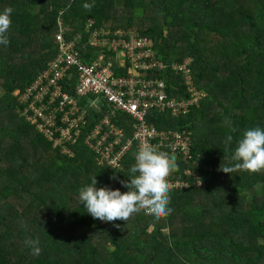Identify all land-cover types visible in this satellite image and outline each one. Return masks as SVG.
<instances>
[{
    "label": "trees",
    "instance_id": "16d2710c",
    "mask_svg": "<svg viewBox=\"0 0 264 264\" xmlns=\"http://www.w3.org/2000/svg\"><path fill=\"white\" fill-rule=\"evenodd\" d=\"M6 7L13 12L9 44H0V264H264V170H219L244 130L264 129V0H0V11ZM56 18L70 29L65 39L80 35L75 47L84 62L108 54L89 48L87 20L90 30L135 25L163 63L190 59L191 86L203 93L197 106L178 120L148 118L158 130L187 134L189 161L175 164L201 182L194 187L176 168L188 187L169 191L166 217L93 218L78 190L95 176L97 188L127 191L121 181L132 178L131 153L120 170L100 167L80 141L69 146L71 156L62 154L20 116L25 106L14 93L23 94L53 59ZM156 76L167 93L187 98L179 74ZM120 118L113 122L129 136L130 122ZM26 238L39 240L38 256Z\"/></svg>",
    "mask_w": 264,
    "mask_h": 264
},
{
    "label": "built area",
    "instance_id": "2783aa9c",
    "mask_svg": "<svg viewBox=\"0 0 264 264\" xmlns=\"http://www.w3.org/2000/svg\"><path fill=\"white\" fill-rule=\"evenodd\" d=\"M91 25L92 22L83 28L89 48L105 49L108 54L96 52L84 62L75 47L80 35L75 34L72 41L65 39L64 33L70 29L56 18L53 59L23 94L15 93L25 106L20 116L62 154L71 156L69 146L80 141L100 167L120 170L128 153L135 164V154L145 142L169 156L175 154V163L179 160L187 164L190 157L187 134L183 130H158L148 118L156 112L178 120L189 113V107L197 106L198 91L191 86L189 70L179 63L156 60L151 53L153 41L135 30L111 32L101 27L90 30ZM116 47H121L122 52L126 50L124 61L116 57L120 51ZM117 66L118 70L125 69V75L115 72ZM134 71L137 73L133 74ZM165 71L180 75L187 98L165 91L164 81L156 76ZM186 81L189 83L185 84ZM102 107L107 109L103 111ZM121 116L130 122L129 136L113 122ZM176 168L179 169L177 164ZM179 172L189 174L187 168H180ZM168 184L169 191L184 187L179 175L171 174Z\"/></svg>",
    "mask_w": 264,
    "mask_h": 264
},
{
    "label": "clouds",
    "instance_id": "9594fccd",
    "mask_svg": "<svg viewBox=\"0 0 264 264\" xmlns=\"http://www.w3.org/2000/svg\"><path fill=\"white\" fill-rule=\"evenodd\" d=\"M93 4L85 3L83 7L89 11ZM13 9L6 7L0 11V44L7 46L8 30L11 27ZM230 131H236L229 125ZM232 135H227L225 144H231ZM237 146L228 162L219 170L226 174L237 171L257 173L264 170V129L253 127L242 132L236 142ZM175 170L172 157L166 152L145 142L135 154V164L130 167L132 178L121 181L127 191L110 189L106 186L97 188V180L93 177L91 184L81 187L78 199L86 212L103 222L117 220L128 221L133 214L144 212L157 219L166 217L173 209L170 203L168 177ZM114 178V177H113ZM25 246L31 249L34 256L41 253L38 239L26 238Z\"/></svg>",
    "mask_w": 264,
    "mask_h": 264
},
{
    "label": "rangeland",
    "instance_id": "374dc122",
    "mask_svg": "<svg viewBox=\"0 0 264 264\" xmlns=\"http://www.w3.org/2000/svg\"><path fill=\"white\" fill-rule=\"evenodd\" d=\"M91 20H87L85 23H84V27H85V25H88V24H91ZM102 28V27H101ZM107 28H108V25H106L105 26V28H102L103 30H107ZM130 30H135L136 31V27H135V25H133L132 27H130ZM165 33H166V30L165 29H163V32H162V35L164 36L165 35ZM78 40H79V38H78ZM116 49V51L117 50H119L120 49V51H118L117 52V55H116V57L118 56V58H120V61H124L125 60V57H126V50H125V52H122V48L121 47H116L115 48ZM115 51V52H116ZM152 56L156 59V60H159V59H157L156 58V56H155V50L154 49H152ZM125 56V57H124ZM190 61V59L189 58H185L183 61H182V63H180V64H182V65H184V68H185V66L188 64V62ZM160 63V62H159ZM188 76H186V74L184 75V78L186 79ZM189 82L188 81H186L185 82V84H188ZM14 95H15V93H14ZM197 95H198V97L197 98H195V104L197 103V101H199V99L203 96V93L202 92H197ZM185 162H186V160H185ZM188 173V172H187ZM187 173H185L184 175L185 176H191V178H193L194 179V187H198V186H200L201 185V182L199 181V179H198V175L196 174V173H190L189 172V174H187ZM187 174V175H186ZM188 186H187V184L186 183H184V188H187ZM163 233H166V230H164L163 231Z\"/></svg>",
    "mask_w": 264,
    "mask_h": 264
},
{
    "label": "water",
    "instance_id": "95a60500",
    "mask_svg": "<svg viewBox=\"0 0 264 264\" xmlns=\"http://www.w3.org/2000/svg\"><path fill=\"white\" fill-rule=\"evenodd\" d=\"M136 73H137V72L134 71L133 74H136ZM170 157H172L173 162H174V165H175V169H176V164H175V157H176V156H175V154H171Z\"/></svg>",
    "mask_w": 264,
    "mask_h": 264
}]
</instances>
